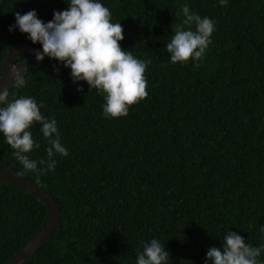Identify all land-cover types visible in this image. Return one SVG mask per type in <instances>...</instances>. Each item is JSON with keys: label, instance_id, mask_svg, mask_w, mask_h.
Wrapping results in <instances>:
<instances>
[{"label": "trees", "instance_id": "16d2710c", "mask_svg": "<svg viewBox=\"0 0 264 264\" xmlns=\"http://www.w3.org/2000/svg\"><path fill=\"white\" fill-rule=\"evenodd\" d=\"M121 23V47L148 61V95L128 115L105 117L104 94L49 57L29 68L8 101L31 97L55 118L68 155L54 154L41 125L28 153L41 173L25 171L0 133V166L31 180L60 207L55 231L23 264H136L153 238L169 264H205L229 231L264 245V0H104ZM215 24L200 61L172 63L167 51L183 7ZM65 0H0V63L27 35L15 12L48 22ZM195 30V25H192ZM32 46L40 48L39 43ZM27 54L14 59L23 60ZM199 66H195L196 64ZM57 69H59L57 71ZM82 89V91L78 90ZM4 106V105H0ZM46 206L0 180V264L36 232ZM264 264V250L258 258ZM211 264V261H208Z\"/></svg>", "mask_w": 264, "mask_h": 264}, {"label": "clouds", "instance_id": "9594fccd", "mask_svg": "<svg viewBox=\"0 0 264 264\" xmlns=\"http://www.w3.org/2000/svg\"><path fill=\"white\" fill-rule=\"evenodd\" d=\"M65 2L68 4L67 9L54 11L53 18L48 22L38 18L35 10L24 14L15 12V24L9 27V31L18 28L33 44L42 46V51L34 50L37 61H42L45 56L55 59L71 69L73 82L85 81L90 90L95 89L104 94L105 117L127 116L129 107L148 95L145 72L151 61L137 59L131 51L121 47L123 27L120 22H111L110 10L99 0ZM226 3L227 0H220L221 6ZM182 11L185 16L183 24L187 29L177 27L166 46L174 64L202 60L212 43L211 36L215 30L210 18L190 12L188 5ZM192 25H195V30ZM11 72L15 85L23 87L25 80L19 70L12 69ZM8 95L7 89L0 91V105H4L0 106V133L14 150L16 160L25 171H44L38 168V163L44 165L46 161L41 159L37 162L28 155L40 146L29 130L38 122L49 145L46 150L47 169L54 170V154L68 155L60 142L57 121L55 118H45L33 98L20 96L9 102ZM261 231H264V227ZM142 244L143 250L138 253L136 264H169L170 253L159 240L153 238ZM262 250L264 245L251 246L246 243L245 237L229 230L223 236L222 247H209L205 264L208 261L211 264H262L258 259Z\"/></svg>", "mask_w": 264, "mask_h": 264}, {"label": "water", "instance_id": "95a60500", "mask_svg": "<svg viewBox=\"0 0 264 264\" xmlns=\"http://www.w3.org/2000/svg\"><path fill=\"white\" fill-rule=\"evenodd\" d=\"M99 2L103 3L104 0H99ZM31 43L32 41L26 38L9 48L4 54L0 63V91L5 89L9 91L15 86L12 69H18L19 74L24 77L29 68L38 62L35 59L34 50L42 51V47H34ZM24 54H27V56L23 60L14 62L15 58ZM0 180L25 190L46 206L45 218L33 236L17 252L2 263L23 264L38 248L46 243L50 235L55 231L60 219V207L54 197L48 192L10 168L0 166Z\"/></svg>", "mask_w": 264, "mask_h": 264}]
</instances>
